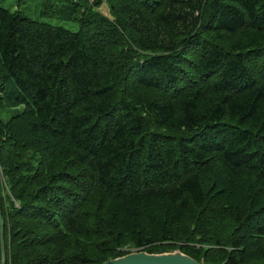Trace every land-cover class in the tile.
<instances>
[{"label":"trees","instance_id":"trees-1","mask_svg":"<svg viewBox=\"0 0 264 264\" xmlns=\"http://www.w3.org/2000/svg\"><path fill=\"white\" fill-rule=\"evenodd\" d=\"M2 1L0 264H264V0Z\"/></svg>","mask_w":264,"mask_h":264},{"label":"water","instance_id":"water-1","mask_svg":"<svg viewBox=\"0 0 264 264\" xmlns=\"http://www.w3.org/2000/svg\"><path fill=\"white\" fill-rule=\"evenodd\" d=\"M4 220L0 213V232ZM101 264H207L203 260L197 261L182 251L176 249L160 253H150L144 250H133L127 254L120 255Z\"/></svg>","mask_w":264,"mask_h":264},{"label":"rangeland","instance_id":"rangeland-1","mask_svg":"<svg viewBox=\"0 0 264 264\" xmlns=\"http://www.w3.org/2000/svg\"><path fill=\"white\" fill-rule=\"evenodd\" d=\"M42 1L43 0H3L1 2V6L9 9L10 11L20 10L26 16L34 20L47 22L52 25L62 26L71 31L78 30V24L75 21H68V20H63V19H59L55 17L42 16L41 15ZM103 1L104 2L101 4L99 9L101 10L103 14L109 15L108 6L106 5L105 0ZM18 110H20V108L10 109L6 112L5 115L9 116Z\"/></svg>","mask_w":264,"mask_h":264},{"label":"bare ground","instance_id":"bare-ground-1","mask_svg":"<svg viewBox=\"0 0 264 264\" xmlns=\"http://www.w3.org/2000/svg\"><path fill=\"white\" fill-rule=\"evenodd\" d=\"M210 64V63H209Z\"/></svg>","mask_w":264,"mask_h":264}]
</instances>
